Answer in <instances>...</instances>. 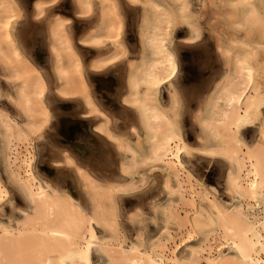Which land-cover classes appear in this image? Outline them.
Here are the masks:
<instances>
[{
  "label": "bare ground",
  "instance_id": "1",
  "mask_svg": "<svg viewBox=\"0 0 264 264\" xmlns=\"http://www.w3.org/2000/svg\"><path fill=\"white\" fill-rule=\"evenodd\" d=\"M64 2L0 0V264H264V0H219L223 68L194 107L173 44L181 24L202 36L189 0ZM210 160L227 198L199 171ZM151 169L157 193L137 194Z\"/></svg>",
  "mask_w": 264,
  "mask_h": 264
},
{
  "label": "rangeland",
  "instance_id": "2",
  "mask_svg": "<svg viewBox=\"0 0 264 264\" xmlns=\"http://www.w3.org/2000/svg\"><path fill=\"white\" fill-rule=\"evenodd\" d=\"M27 3L28 8H31V4L33 0H24ZM65 2L59 7V12L73 16L72 12V2L71 0H64ZM190 1V14L193 19H196L200 22L202 27V36L199 39L194 41H188L187 36L189 35L188 28L185 24L179 25L174 32L173 36V44L178 51L181 63V71L179 76L177 77V82L182 90L183 94L187 96V103L189 106H195L196 100L192 96H197L199 92L204 90L213 77H216L218 72L221 71L223 68V60L219 55L217 48H216V41L218 40L219 33L223 32L224 27V20L223 14L224 11L227 9V6L223 3H220L219 0H189ZM217 1V2H216ZM137 11H140L138 8ZM136 11V12H137ZM131 11L129 15V24L130 27L128 28V40L131 46L134 48L133 45L137 44V34L132 22L138 16V12L136 13ZM217 13V14H216ZM215 17V18H214ZM215 19V20H214ZM81 23H76V29L80 30ZM218 33V34H217ZM136 35V36H135ZM218 35V36H217ZM176 37V38H175ZM186 39V40H185ZM40 40L35 41V45H38ZM45 51V50H44ZM44 56L46 55L45 52L42 53ZM93 55L88 54V60ZM44 62V61H43ZM97 76V75H96ZM205 87V88H204ZM198 92V93H197ZM164 98H167V91H163ZM189 96V97H188ZM3 98V97H1ZM191 102V103H190ZM191 117L188 112H186L184 116V125L187 132V136L189 135L188 139L195 145V130L191 126ZM202 162V161H201ZM2 164H0V173L2 172ZM201 165V166H200ZM199 168L203 174L205 180L210 183L216 185L222 196L227 198L223 182H220V170L218 167V163L216 160L213 161H203L200 164ZM152 171V172H151ZM147 175L150 177L149 182L145 184V186H139L136 193L140 194L142 192H146L147 195H151L153 193H157L159 183V176L160 172L158 169H151L146 171ZM157 177V178H156ZM156 178V179H155ZM155 180V181H154ZM157 182V183H156ZM154 183V185H152ZM156 183V185H155ZM155 186V187H154ZM223 186V187H222ZM134 193V194H136ZM162 197V196H161ZM123 204H121L120 209L117 210V222L121 229L123 230L124 234L127 236H132L137 231V224L132 225L129 220L126 219L123 211V207H132L136 205L138 202V197L133 194H126L123 196ZM135 200V201H134ZM18 203L19 201L16 200ZM136 202V203H135ZM134 203V204H133ZM144 206L145 210V217L146 220L144 221L146 234L148 236H152L159 231L161 222L154 221L151 213V209L149 205L146 203ZM3 214L9 215L11 214V208L9 205H6L1 211ZM198 224L200 229H204L206 225L198 220ZM134 227L136 229H134ZM104 228V227H101ZM152 229V230H151ZM185 250V246L180 247V251Z\"/></svg>",
  "mask_w": 264,
  "mask_h": 264
},
{
  "label": "snow or ice",
  "instance_id": "3",
  "mask_svg": "<svg viewBox=\"0 0 264 264\" xmlns=\"http://www.w3.org/2000/svg\"><path fill=\"white\" fill-rule=\"evenodd\" d=\"M2 184H6V183L4 182V180L0 181V185H2ZM253 187H255V185H253ZM6 191L9 192V189L6 188ZM8 203H10V200H5V201H3V203L0 204V211H3V208H4Z\"/></svg>",
  "mask_w": 264,
  "mask_h": 264
}]
</instances>
